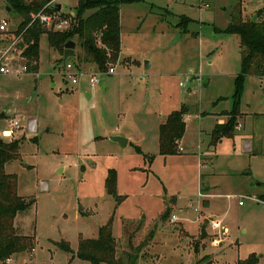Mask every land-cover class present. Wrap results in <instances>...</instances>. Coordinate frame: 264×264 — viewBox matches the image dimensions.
I'll return each instance as SVG.
<instances>
[{
  "label": "rangeland",
  "instance_id": "1",
  "mask_svg": "<svg viewBox=\"0 0 264 264\" xmlns=\"http://www.w3.org/2000/svg\"><path fill=\"white\" fill-rule=\"evenodd\" d=\"M242 2L247 18L264 7L262 0ZM237 3L130 0L121 6L116 74L94 89L65 75L68 63L101 73L82 61L77 40L75 56L65 60L42 34L37 72L22 71L25 41L7 57L0 128L14 117L20 127L5 140H23L22 160L7 173L17 174L20 196L36 201L15 220L35 247L0 264H91L60 243L76 253L79 241L97 238L111 218L117 257L127 263L137 255V264H237L255 255L264 264V80L247 77L235 137L210 145L233 108L241 69L240 40L223 33ZM77 4L60 0L63 13H76ZM7 8L0 0V21L15 32L22 18ZM182 16L192 19L186 33L177 27ZM183 106L190 112L177 155L161 156L159 128ZM32 120L35 133L28 131ZM117 136L129 145L112 142ZM111 170L121 203L104 187Z\"/></svg>",
  "mask_w": 264,
  "mask_h": 264
},
{
  "label": "trees",
  "instance_id": "2",
  "mask_svg": "<svg viewBox=\"0 0 264 264\" xmlns=\"http://www.w3.org/2000/svg\"><path fill=\"white\" fill-rule=\"evenodd\" d=\"M50 1L5 0L11 12L22 18L18 30L13 33L18 35L26 31L24 41L27 47L22 56L27 61V72H37L39 69V41L44 33L48 36L50 47L62 56L66 44L77 40L85 51L82 61L96 65L102 73H106L110 66L119 61L122 33L121 6L128 4L130 0H78L75 24L67 32H49L37 23L30 26L31 15L39 13ZM244 12L243 2L238 0L230 15V25L223 31L225 34L237 36L240 40L241 69L235 79L233 108L227 114L229 116L227 121L214 127L210 135L212 147H217L224 138H234L236 135L237 118L241 113V100L247 77L254 76L264 80V7L251 18H247ZM191 22L190 18L182 16L177 27L186 33ZM189 112V109L183 106L180 110L171 113L166 122L160 126L161 156L177 155L176 145L185 134L184 117ZM5 118L6 116L0 113V123ZM22 144L23 140L5 141L0 137V263L33 251L35 247L34 237L21 236L17 233L15 220L19 214L33 207L36 201L34 199L28 201L27 198L21 197L18 193V176L6 172L7 164L22 160L20 153ZM135 148L137 153L142 154L138 147ZM104 187L107 194L115 197L118 203L123 201L122 197L117 195L115 170L109 171ZM116 244L113 235V218H111L99 229L97 238L81 239L76 253L66 242L60 243V249L91 264H126L122 257H117ZM137 260V255L129 256L127 264H137ZM258 261L255 255H251L237 264H257Z\"/></svg>",
  "mask_w": 264,
  "mask_h": 264
},
{
  "label": "built area",
  "instance_id": "3",
  "mask_svg": "<svg viewBox=\"0 0 264 264\" xmlns=\"http://www.w3.org/2000/svg\"><path fill=\"white\" fill-rule=\"evenodd\" d=\"M262 1L264 2V0ZM57 4H60V0H51L39 13L32 14L30 26L37 23L49 32H67L75 24L76 13H63L62 8L60 12H57L52 9V7ZM25 32L26 31H23L16 35L9 30V22L7 20L0 21V36L2 37L0 40V76L10 73V70L4 64V61L15 49L18 50L17 47H19L21 42L24 41ZM110 67L106 73L101 72L99 75L92 73L87 74L80 70L77 66L68 63L65 67V75L72 85H79L82 80L87 79L89 87L94 89L101 84V80L104 75L112 76L116 74L115 67ZM22 71L27 72V67L24 66ZM18 129H20V127L16 118H11L8 120V128L6 130H0V137L4 140L12 139ZM28 131L31 133H35L37 131L36 121L32 120L29 122ZM242 204L243 202L241 201L240 205Z\"/></svg>",
  "mask_w": 264,
  "mask_h": 264
},
{
  "label": "water",
  "instance_id": "4",
  "mask_svg": "<svg viewBox=\"0 0 264 264\" xmlns=\"http://www.w3.org/2000/svg\"><path fill=\"white\" fill-rule=\"evenodd\" d=\"M61 8H62V6L60 4L54 5L52 7V9L57 11V12H60ZM7 11L11 12V9L7 8ZM255 20L256 19L254 18L253 21H255ZM75 48H76V43L73 42V41H70L69 43L66 44L65 53H64V59L65 60L71 59V58H73L75 56ZM149 67H150V64L146 63V68H149ZM110 139H111L112 142H115V143L121 145L124 148L127 147L128 143H129V141L126 138L119 137V136L111 137Z\"/></svg>",
  "mask_w": 264,
  "mask_h": 264
},
{
  "label": "crops",
  "instance_id": "5",
  "mask_svg": "<svg viewBox=\"0 0 264 264\" xmlns=\"http://www.w3.org/2000/svg\"><path fill=\"white\" fill-rule=\"evenodd\" d=\"M191 19V18H190ZM192 20V19H191ZM92 66H96V65H93V64H91V67ZM97 67V66H96ZM104 88H107V86L104 84ZM88 95L90 96V94L88 93ZM186 117V116H185ZM184 117V118H185ZM167 120V119H166ZM166 120L163 122V124L166 122ZM220 124V123H219ZM212 133V132H211ZM17 135H16V133H15V137H16ZM224 140V139H223ZM129 141V140H128ZM222 143V142H221ZM23 145V144H22ZM128 145H129V143H128ZM11 164V163H10ZM10 164H7V166H6V172H7V169H8V167H9V165ZM8 174H13V173H8ZM17 175V174H16ZM207 188H209L210 189V186L209 187H207ZM208 195L210 196V195H212V192H211V190L209 191V193H208ZM21 197H24V196H21ZM25 198V197H24ZM95 239V238H94Z\"/></svg>",
  "mask_w": 264,
  "mask_h": 264
}]
</instances>
